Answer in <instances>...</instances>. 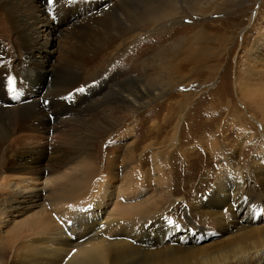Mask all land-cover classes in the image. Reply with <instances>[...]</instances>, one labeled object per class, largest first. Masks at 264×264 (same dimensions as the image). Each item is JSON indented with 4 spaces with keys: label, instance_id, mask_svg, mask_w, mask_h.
<instances>
[{
    "label": "bare ground",
    "instance_id": "1",
    "mask_svg": "<svg viewBox=\"0 0 264 264\" xmlns=\"http://www.w3.org/2000/svg\"><path fill=\"white\" fill-rule=\"evenodd\" d=\"M227 1L100 0L97 3L90 0L88 3H80L79 0H51V2L50 0H0V23L3 24L4 32H8L5 26H10L9 32L15 34L17 45L25 51L24 75L28 82L33 84L39 80L44 86L47 79L44 78L59 71V66L53 64L51 56L44 54L45 48L55 40L53 30L62 32L65 25H74V23H79L78 28L88 27L91 19L81 21L83 19L81 17L86 13L91 14L93 8L97 10L96 14L104 32L90 35V43L83 54L84 59L89 58V60L90 58L95 60L96 47L103 46L111 40L112 42L117 39L128 41L124 45L125 48L127 47L124 52H128L130 48L144 42L145 37L150 34H159L160 40L175 37V33L162 36L161 34L171 31L174 24L187 15L192 19L213 15L222 9ZM104 3L107 6L103 7ZM86 7L87 11L84 10ZM197 21L199 20H194L193 24L198 25ZM39 27H43L41 31ZM193 27L192 25L188 28L193 29ZM182 28L187 29V27ZM199 28L200 30L193 33L191 31L171 43L170 47L174 53L172 58L164 56L160 51L150 57L145 55L144 50H137L138 53L134 51V55L129 54L132 57L126 61L128 67L140 73L131 79L133 84L123 79L118 84V88L115 87L113 90L121 98V104L117 99L120 109H116V106L111 107V110L99 115L100 118L93 119V124L99 128H103L104 125L109 128L118 127L129 116L148 105L147 100L160 96L163 87L169 88L171 82L177 83L174 86H178L181 80L184 82L183 72L186 66L200 67L201 63H205L212 24ZM3 49L0 43V95L2 96L0 145L9 142L11 146L18 141L19 146L10 149L12 159L8 157V160L13 162L7 167V171L15 172L9 173V176L16 182L12 183L13 188L10 194L8 193L9 197H6L7 199L2 203L1 216L6 219L12 214L15 217L22 214V211L39 205V201L45 196L48 183V180L41 182L40 175L56 171L55 168L67 167L70 163L77 164L78 168L68 176L69 187L65 188L64 184H57L54 189L52 196L54 204H57L54 214L48 216L45 208L39 211L38 217L41 220L25 230L28 236L26 240L19 242L16 247L7 245L0 249L2 261H6L8 253L12 252V264H264V226L256 224L261 214L260 202L249 192V172L255 173L264 184V147L260 146L261 149L254 153L250 168L239 162V152L256 140L252 135L253 130L247 128L245 122L239 123V117L235 120L237 118L235 116L233 123L237 122L240 125V132L235 141H230L226 147L223 141L226 136L223 133L219 141L214 133L203 138L202 142L207 145L209 154L220 157L221 166L209 197H205L207 199L204 200L203 195L196 196L191 204L195 212L207 219L204 222L215 221L221 226L220 228L230 232V235L214 247H196L195 244L202 239V234L193 225L179 224L177 219L168 216L169 212L175 210L178 202L171 191L172 185L169 183L171 180L166 188L163 186L161 192L148 200L125 206L122 210L115 211L113 208L108 212L107 201L110 198L107 200V194L93 197L98 193L97 185L89 188L91 195L84 199L75 200L78 198L76 195L70 199V194H76L73 191H77L78 187L86 182L87 176L93 174L94 163L90 160L86 163L83 161L82 164L73 162L80 157V160H84L85 155L93 158L91 146L83 147L80 151L76 150L73 153L76 157L60 155L58 152H64L62 150L64 148L55 151L57 148L55 147L50 156V149L34 140L40 133L53 132L54 129L48 128L53 124L51 118L54 117V121H58L61 115L69 112L66 99H70L69 96L74 93L67 96L70 88L66 87L63 95L54 90L50 91V95L42 93L37 99L25 95L20 103L11 106L15 99L13 86L8 80L9 77H13L14 72L10 60L5 58L7 53L4 55ZM120 53L118 51V54ZM171 59L180 61L169 62ZM149 68L153 69L152 72L146 73ZM145 73L149 76L154 74L151 77L154 87L150 86L152 82L148 84L150 79L144 76ZM165 75L169 80L167 85L161 88V77ZM61 98L64 100L63 105L59 103ZM189 98L191 97L187 96L183 102H176L179 106L176 105V109L182 112L183 107L187 108V105L193 102ZM3 101L7 102V105H4ZM117 114L120 118L114 122L113 118ZM250 117L252 120L253 115ZM99 124L103 125L99 126ZM173 128L170 146L176 148L174 145L181 142V133L179 126ZM23 132L32 133H26L25 138H22L19 133ZM84 136L88 137L89 134ZM51 139L53 136L47 141ZM95 139L90 137L91 144ZM190 152L189 149L184 150L183 157L187 158ZM170 156L171 154L167 153L165 158H162L169 167H171ZM104 191L108 193V190ZM69 200L74 202L69 203ZM245 207L246 214L242 216ZM4 218H0L1 224L6 221ZM2 261L0 260V264H3Z\"/></svg>",
    "mask_w": 264,
    "mask_h": 264
},
{
    "label": "rangeland",
    "instance_id": "2",
    "mask_svg": "<svg viewBox=\"0 0 264 264\" xmlns=\"http://www.w3.org/2000/svg\"><path fill=\"white\" fill-rule=\"evenodd\" d=\"M79 1L88 3L90 0ZM92 1L98 3L100 0ZM112 1L118 2V0ZM105 5L106 3L103 7ZM84 10L87 11V7ZM91 10H93L91 14L86 13L81 17L83 18L81 21L91 19L88 27L78 28L79 23H74V25H65L62 32L53 30L55 40L45 48L44 54L51 56L53 64L59 66V71L54 75L46 76L44 86L39 80L33 84L28 82L24 75L25 51L17 45L15 34L9 32L10 26L6 25L8 32H4L3 24L0 23V43L4 48V55L7 53L5 58L10 60L14 72L12 86L15 88V92L13 91L15 100L11 106L20 103L25 95L37 99L42 93L49 94L52 90L63 95L66 87H69L67 96L74 93L72 95L74 97L69 96L70 99H66L69 112L61 115L58 121H54L52 117L53 124L48 128L54 129L53 132L40 133L34 141L50 149V156L55 147H57L55 151L64 148L62 149L64 152L57 151L60 155L76 157L73 155L76 150L80 151L83 147L91 146L93 158L85 155L84 160H80V157L73 162L82 164L83 161L86 163L90 160L94 163L93 174L87 176L86 182L78 187L77 191H73L76 194H70V199L75 195L78 197L75 200L84 199L90 194L89 188L97 185L98 193L93 197L107 194V200L110 198L107 201L109 203L107 211L110 212L113 208L115 211L122 210L125 206L148 200L161 192L163 186L166 188L171 183L172 194L178 202L175 210L169 212L168 216L177 219L179 224L193 225L202 234L203 237L195 244L196 247L210 248L222 243L229 237L230 232L220 228L221 226L215 221L204 222L207 219L195 212L191 206L196 196L203 195L204 200L207 199L205 197H209L221 166L220 157L209 154L207 145L203 144L202 140L214 133L216 135L214 137L219 141L223 133L226 136L223 140L226 147L230 141H235L240 132V125L237 122L233 123L234 118L237 117L235 120H238L239 117V123L245 122L247 128L253 130L252 135L256 137L254 142L249 143L248 148L239 152V162L250 168L254 153L264 147V0H228L223 4L222 9L213 15L200 16L197 19L187 15L179 19L171 31L161 34L162 36L175 33V37L160 40L159 34H150L136 47H129L128 52H124L127 48L124 45L128 41L124 42L121 39L113 42L111 40L100 47L93 46L96 49L95 60L83 57L84 50L90 43V35L104 32L96 14L97 10L94 8ZM194 20H199L198 25L193 24ZM210 24H212V33L207 45L209 51L205 63H201L200 67L186 66L183 72L184 82L181 80L178 86H174L177 83L171 82L169 88L163 87L167 85L169 79L166 75L162 76L161 95L147 100L148 105L129 116L123 124L114 128L106 125L99 128L93 124V119L104 111L111 110V107L116 106V109H120L121 98L113 90L123 79L133 84L131 79L140 73L133 71L126 62L134 55V51L144 50L148 57L160 51L164 56L172 58L174 53L170 46L173 41ZM192 25L193 29H189L188 27ZM182 27H187L188 30ZM42 28L38 29L41 31ZM204 45L206 46V43ZM118 51L121 53L118 54ZM179 59H171L169 62H176ZM152 70L149 68L146 73H151ZM146 73L144 76L150 79L148 84L152 82L151 86L154 83L151 80L154 74L149 76ZM153 85L151 87H154ZM187 96L191 97L189 99L193 102L187 105V108L183 107L180 112L176 109L179 107L177 104L183 102ZM1 97L0 95V100ZM75 97H79L80 100L76 101ZM117 99L120 100V104ZM2 103L7 105L5 101ZM59 103L63 105L64 100L59 99ZM118 118H120L119 114L114 116L113 121ZM176 125L179 126L181 142L176 143L174 145L176 148H173L170 144L173 139V127ZM26 133L32 132L19 133V136L25 138ZM86 134L89 136H84ZM50 136H53V139L47 141ZM90 137L96 138L93 144ZM18 144L17 141L11 146L9 142L0 145V210L13 188L12 183L16 182L9 176V173L15 172L7 171V167L13 162L8 160V157L12 159L10 149L19 146ZM188 149L191 152L188 153L187 158L185 157L187 161L183 153ZM167 153L171 154V167L163 161ZM76 168H78L77 164L70 163L67 167L55 168L56 171L40 175L41 182L48 180V183L45 196L41 198L39 205L24 210L15 217L11 214L6 219L0 213V218L6 220L2 224L0 222L2 226L0 249L7 245L16 247L19 242L26 240L28 236L25 230L41 220L38 213L43 208L46 209L48 216L54 214L57 204H54L52 193L57 184H64L65 188L69 187L68 176H71ZM249 176V192L260 202L261 214L256 224L264 226V184L255 173L249 172ZM104 190H108V193ZM72 202L74 201L69 200V203ZM245 212L246 207L242 216L246 214ZM226 216H229L227 212ZM0 260L2 261V258ZM2 262L12 264V252L8 253L6 261Z\"/></svg>",
    "mask_w": 264,
    "mask_h": 264
},
{
    "label": "snow or ice",
    "instance_id": "3",
    "mask_svg": "<svg viewBox=\"0 0 264 264\" xmlns=\"http://www.w3.org/2000/svg\"><path fill=\"white\" fill-rule=\"evenodd\" d=\"M50 2H51V0H50ZM8 82H9L10 85H14V78L9 77ZM13 91L15 92V88L14 87H13ZM78 91H83V89H78Z\"/></svg>",
    "mask_w": 264,
    "mask_h": 264
}]
</instances>
